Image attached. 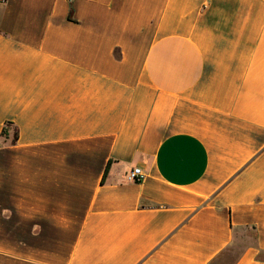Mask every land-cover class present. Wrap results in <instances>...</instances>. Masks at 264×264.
Returning a JSON list of instances; mask_svg holds the SVG:
<instances>
[{
    "label": "crops",
    "instance_id": "1",
    "mask_svg": "<svg viewBox=\"0 0 264 264\" xmlns=\"http://www.w3.org/2000/svg\"><path fill=\"white\" fill-rule=\"evenodd\" d=\"M225 262L264 264V0H0V264Z\"/></svg>",
    "mask_w": 264,
    "mask_h": 264
},
{
    "label": "built area",
    "instance_id": "2",
    "mask_svg": "<svg viewBox=\"0 0 264 264\" xmlns=\"http://www.w3.org/2000/svg\"><path fill=\"white\" fill-rule=\"evenodd\" d=\"M145 178L144 172L140 168H134L128 173V180L131 182H142Z\"/></svg>",
    "mask_w": 264,
    "mask_h": 264
},
{
    "label": "trees",
    "instance_id": "3",
    "mask_svg": "<svg viewBox=\"0 0 264 264\" xmlns=\"http://www.w3.org/2000/svg\"><path fill=\"white\" fill-rule=\"evenodd\" d=\"M4 135L6 134V130L4 129ZM108 170H109V167L107 168V170H106V174L108 173Z\"/></svg>",
    "mask_w": 264,
    "mask_h": 264
},
{
    "label": "rangeland",
    "instance_id": "4",
    "mask_svg": "<svg viewBox=\"0 0 264 264\" xmlns=\"http://www.w3.org/2000/svg\"><path fill=\"white\" fill-rule=\"evenodd\" d=\"M235 255V254H234ZM230 258H231V256H230ZM226 263V262H225ZM227 264V263H226Z\"/></svg>",
    "mask_w": 264,
    "mask_h": 264
}]
</instances>
